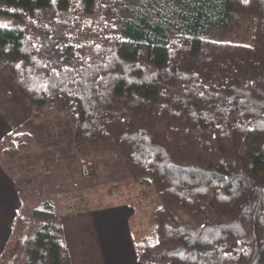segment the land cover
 <instances>
[{"label":"trees","instance_id":"1","mask_svg":"<svg viewBox=\"0 0 264 264\" xmlns=\"http://www.w3.org/2000/svg\"><path fill=\"white\" fill-rule=\"evenodd\" d=\"M243 18L247 42L217 39ZM0 25L32 113L62 110L76 146L112 141L157 197L138 261L264 264V0H0ZM32 142L16 126L0 160ZM0 264H71L53 202L20 194Z\"/></svg>","mask_w":264,"mask_h":264},{"label":"rangeland","instance_id":"2","mask_svg":"<svg viewBox=\"0 0 264 264\" xmlns=\"http://www.w3.org/2000/svg\"><path fill=\"white\" fill-rule=\"evenodd\" d=\"M251 30L252 21L243 18L220 29L217 39L245 43ZM2 77L7 88L10 81ZM30 114L31 120L23 125L33 135L30 149L3 160L22 196L32 204L49 199L58 212L127 205L133 210L130 228L140 236L152 221L158 199L129 175L114 143L76 146L71 123L62 110L48 114L44 108L35 115L31 109Z\"/></svg>","mask_w":264,"mask_h":264},{"label":"crops","instance_id":"3","mask_svg":"<svg viewBox=\"0 0 264 264\" xmlns=\"http://www.w3.org/2000/svg\"><path fill=\"white\" fill-rule=\"evenodd\" d=\"M2 74L0 71V138L32 118L28 102L11 82L5 88ZM20 194L14 176L0 160V252L18 212ZM132 213V208L123 204L88 211L59 212L71 264H144L135 254L129 225Z\"/></svg>","mask_w":264,"mask_h":264},{"label":"snow or ice","instance_id":"4","mask_svg":"<svg viewBox=\"0 0 264 264\" xmlns=\"http://www.w3.org/2000/svg\"><path fill=\"white\" fill-rule=\"evenodd\" d=\"M56 2V0H53V3H55ZM0 27H5L4 25H0ZM17 67H19V65H17ZM225 255H227V254H225Z\"/></svg>","mask_w":264,"mask_h":264},{"label":"built area","instance_id":"5","mask_svg":"<svg viewBox=\"0 0 264 264\" xmlns=\"http://www.w3.org/2000/svg\"><path fill=\"white\" fill-rule=\"evenodd\" d=\"M82 163H84L83 161H82ZM83 166H84V164H83ZM87 172V170L86 169H84L83 171H82V173H86Z\"/></svg>","mask_w":264,"mask_h":264}]
</instances>
